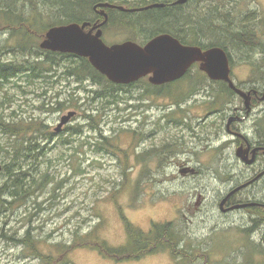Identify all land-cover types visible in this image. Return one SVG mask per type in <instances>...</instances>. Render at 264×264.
Listing matches in <instances>:
<instances>
[{"label": "rangeland", "instance_id": "1", "mask_svg": "<svg viewBox=\"0 0 264 264\" xmlns=\"http://www.w3.org/2000/svg\"><path fill=\"white\" fill-rule=\"evenodd\" d=\"M230 2L231 6L237 2L238 18L256 14L252 27L264 43V0ZM89 17L93 18L92 11ZM126 31L106 28L103 41L107 45L129 41L131 34ZM42 39L34 34L30 45L40 49ZM18 45L10 30L0 25V62L34 61L41 56L34 55L33 47V56L21 52ZM261 53L260 50L253 53L252 63L231 53L232 79L242 91L264 87V54ZM72 60H58L43 79L29 80L21 75L4 81L0 87V125L11 123L22 133L29 123L37 122L44 124L51 136L49 141H39L41 153L30 154L29 160L23 163L33 195L25 202L0 207V220L8 224L7 236L14 235L12 240L0 237V264L38 263L33 251L20 244L26 231L30 232L37 251L45 255L56 256L59 253L54 246H68L75 239L80 242L93 231V239L104 241L110 247L122 246L126 243L122 217L145 233L153 225L172 224L190 257L182 260L164 249L136 261L115 262L95 247L81 246L69 253L71 264H245L249 248L254 252L252 259L256 264H262L263 256L255 245L264 246V227L258 226L257 221L252 222V214L238 212L225 217L218 207L229 183L250 175L242 166L234 167L237 147L231 145V138L224 130L227 115L235 108L244 109L242 99L236 94L218 97L219 86H208L211 82L200 74L199 66L191 69V134H194L192 130L197 133L194 138L191 136L190 176L186 138L181 142L183 148L178 146L171 155L173 159L167 168H162L164 155L161 154L168 138L176 135L162 134L171 126L166 127L164 121L183 120L187 108H183L181 118V113L178 116L173 107L187 106L188 93L176 105L170 92L163 94L168 91L161 90L160 94H150L144 89L145 83H139L137 87L119 91L116 101L105 104L93 100L92 94L100 89L98 85L75 74L66 75V66ZM176 95L180 98L179 93ZM214 100L218 101L217 106L209 110ZM255 105L253 102L251 106ZM96 109L99 113L93 117L98 129L92 130L84 115ZM69 112L75 115L56 133L60 118ZM249 126L251 121L242 125ZM74 130L78 134H73ZM173 130L181 136L176 128ZM211 133L215 136L210 145L206 135ZM100 134L116 146L96 151ZM17 137L30 138L33 143L37 140L34 132ZM15 140L16 137L4 134L0 128L1 166L2 161L10 158L4 150H9ZM64 140L69 144L62 145ZM6 181L1 174L0 188ZM251 193L242 192L239 197L245 199ZM254 195L264 200V188Z\"/></svg>", "mask_w": 264, "mask_h": 264}, {"label": "trees", "instance_id": "2", "mask_svg": "<svg viewBox=\"0 0 264 264\" xmlns=\"http://www.w3.org/2000/svg\"><path fill=\"white\" fill-rule=\"evenodd\" d=\"M230 1L236 2V0H188L184 5H172L175 0H37L38 4H36V0H0V25L2 29L10 30L11 37L17 38L19 41L17 49L21 52L33 56L31 52V47H33L36 50L34 55H41L34 57V61L25 59L18 63L0 62V87L4 81L21 75L29 80L43 79V76L51 71L53 66L57 65L58 60L70 58L73 60L70 65L66 66V70H68L66 75L75 74L79 79L84 77V79H89L93 84L100 87L92 94L93 100L96 99L109 104L111 103L109 100L116 101L118 99L119 91L137 87L139 83H145L144 89H147L148 93L160 94L161 90H166L168 92L163 94L170 92L172 101L176 105L180 104V101L187 95L181 90L180 84L182 82L153 86L148 83L147 79L142 78L129 85L112 84L92 68L87 59L69 54L42 51L32 44L30 45L31 36L36 34L39 38H44L50 27L87 22L92 19L89 14L93 5L97 3H107L131 10L152 4H163L165 5L163 8H152L140 12L109 11V21L106 28L113 29L116 27L124 31L127 30L126 32L131 34L128 40L139 46H144L150 39L160 34H168L181 44L200 47L202 50L212 47L223 49L227 54L230 66H232L231 53L233 52L237 56L240 55L242 60L252 63L251 60L255 51L260 50L264 54V43L257 35L256 29L252 27V24L256 23V14L249 13L245 17L238 18L237 2L234 3V6H231ZM41 4L42 7L39 8ZM200 74L206 77L201 72ZM185 78L187 79V75ZM175 84H179V87L171 88ZM214 84L219 86L217 90L218 97L235 96L224 83L212 81L208 86ZM142 88H139V90H142ZM178 93L180 98H177L176 94ZM216 101L214 100L211 103L209 110L217 106L218 101ZM102 105L105 106L103 103ZM94 113H99V111L97 109L92 110L91 114L84 115V117L89 124L88 126L92 130H97L98 128L94 124ZM0 128L4 134L17 138L9 150H4L6 154L10 155V158H7L6 162L2 161L1 174L7 180L0 188V207H3L11 206L15 202H25L33 195L28 180L30 177L28 173L23 172V163L29 160L30 154L41 153L42 147L39 145V141H49L51 136L46 133L47 127L37 122L35 124L29 123L28 126L22 129V133H35L37 136L35 143L31 142L30 138L17 137L22 133L19 132L16 125L2 123ZM73 134H78V131L74 130ZM99 138L97 144H95L96 151L102 147L114 148L116 146L112 140L105 138L102 134ZM61 143L62 145L69 144L67 140ZM122 221L126 243L119 247H110L104 241L93 239L94 231L86 238H82L80 242L75 239L73 244L68 246L57 244L54 246L59 253L56 256L39 253L32 239H30L29 231H26L23 240H20V244L33 251L32 254L39 259L37 264H71L69 253L81 246L95 247L103 256L115 262L136 261L164 249H169L173 257H179L182 260L190 257V254L183 247L184 244L180 234L177 232L178 235L175 232L172 224L153 225L151 231L145 233L133 226L124 217H122ZM255 221H257L258 226L264 227V220H254L252 222ZM7 226L8 224L5 221L0 220V237L12 240L14 235L7 236L6 232L8 230H5ZM255 246L264 259V246L262 244H256ZM248 251L250 253H245V264H256V261L252 259L253 250L249 248ZM262 264H264V261Z\"/></svg>", "mask_w": 264, "mask_h": 264}, {"label": "water", "instance_id": "3", "mask_svg": "<svg viewBox=\"0 0 264 264\" xmlns=\"http://www.w3.org/2000/svg\"><path fill=\"white\" fill-rule=\"evenodd\" d=\"M188 0H176L172 5H184ZM98 7L114 8L109 4H99ZM163 4H152L141 9L129 10L131 12L145 11L152 8H163ZM122 10L121 7H117ZM105 20L93 26L90 30L89 23H70L54 26L47 30L39 44L43 51L69 54L79 58H85L99 74L109 82L116 85H129L142 78L148 79L153 86H161L174 82L183 77L187 70L195 63L199 64V70L211 81H223L228 88L243 100L245 111H250L251 92H243L238 89L229 78V60L225 51L219 47L202 50L196 46H183L168 34H160L151 39L144 46L125 41L122 43L106 45L102 41L101 27L105 24L107 16L103 13ZM97 29L95 33L93 31ZM75 115L69 112L62 116L55 129L56 133L61 127ZM230 119L226 128H229ZM241 157V151L236 152ZM245 160L244 158H242ZM2 166L0 165V175ZM225 199L220 203L222 208ZM245 206V205H244ZM264 245V238L262 240Z\"/></svg>", "mask_w": 264, "mask_h": 264}, {"label": "flooded vegetation", "instance_id": "4", "mask_svg": "<svg viewBox=\"0 0 264 264\" xmlns=\"http://www.w3.org/2000/svg\"><path fill=\"white\" fill-rule=\"evenodd\" d=\"M99 4H107V3H97L93 5L92 7L93 18L87 21V23H89L90 25L89 27L86 28L85 31L90 30L95 25L101 24L105 20L103 16V13H105L107 19L105 24L100 28L102 31L101 38L103 41V36L105 34L106 26L108 25V21H109V17H108L109 11H120V12L131 13V11H129L131 9H126L121 6H115L114 8L98 7L97 5ZM117 7H121L122 10H119ZM96 31L97 29H95L93 33H95ZM181 45L191 46L184 44ZM194 65L199 66L198 63ZM186 75H187V79L185 78ZM229 78L234 83V85L237 88H239L232 79L231 67H230ZM145 79H147V77ZM177 82H182L181 84L183 87H181L182 88L181 90L184 93H188L189 104L187 106L178 105L176 107L175 106L173 107V109L177 110L175 112L178 113V116L181 113L180 117L183 113V108H187V115L183 116L182 121H177V122L164 121L165 117H163L165 126L166 127L169 125L171 126L168 129L163 130L162 134L170 135L172 133H175L176 135L170 136L167 140V143L163 146L161 150V154L164 155V157L162 158V163H163L162 168L164 167L167 168L168 166H170V163L172 162L173 159L171 155L176 153V148L178 146L182 147L181 142L184 141L186 138L187 141L186 147H187V156H188V162H187L188 174L191 176V136L194 138V136L197 133L195 130H192L194 134H191V66L183 77L172 82L171 84ZM218 82L224 83L228 88L227 83L223 81H218ZM243 92L245 93L251 92L250 111L247 113L245 109H239V108L233 109L232 112H230L226 117L224 130L225 133L231 138V142H232L231 145L237 147L236 152L239 149L241 151V157L245 159L243 160L242 158L237 157L235 152L236 163L234 164V167L240 165L243 167V169L246 172H250V175L249 178H246L242 181L240 179L237 180L236 182L231 181L229 183L228 186L229 188L227 189V192L220 199V200L225 199V203L222 208L220 206L218 207L221 214H224L225 217L236 214L238 212H245L247 214H252L254 218H252L251 220H264V200L258 198L259 196L254 195V192L257 193L258 190L264 188V106H263L264 87L247 88V89H243ZM253 102H256L257 105L252 107L251 105ZM230 119H236V120L231 121L229 128L227 129L226 128L227 122ZM248 121H251V126L247 128L242 127V125H245L246 123H248ZM206 122L207 121H202L203 124H205ZM174 128H176L177 132L180 133L182 137L173 130ZM216 135L218 137L219 133ZM212 136H215V134L212 135L211 133L209 135H206L208 140L207 142H209L210 145L212 144L211 143L213 139ZM167 145L170 147L166 149ZM224 151H227L226 147L223 150V154L225 155ZM224 167L226 169V165ZM229 167L232 168L233 166L230 165ZM183 171L185 172L186 170ZM247 191L252 192L251 193L252 196L247 197L245 199H241L239 197L240 193Z\"/></svg>", "mask_w": 264, "mask_h": 264}, {"label": "bare ground", "instance_id": "5", "mask_svg": "<svg viewBox=\"0 0 264 264\" xmlns=\"http://www.w3.org/2000/svg\"><path fill=\"white\" fill-rule=\"evenodd\" d=\"M147 7V6H146ZM144 8V7H143ZM141 9V8H140Z\"/></svg>", "mask_w": 264, "mask_h": 264}]
</instances>
